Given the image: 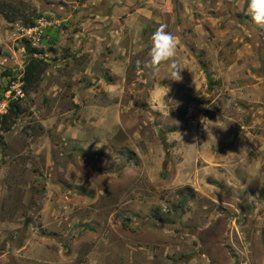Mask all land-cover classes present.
Listing matches in <instances>:
<instances>
[{
  "label": "rangeland",
  "instance_id": "1",
  "mask_svg": "<svg viewBox=\"0 0 264 264\" xmlns=\"http://www.w3.org/2000/svg\"><path fill=\"white\" fill-rule=\"evenodd\" d=\"M0 8V92L27 46L45 65L0 131V264H264V28L247 0ZM162 23L180 82L143 67Z\"/></svg>",
  "mask_w": 264,
  "mask_h": 264
},
{
  "label": "clouds",
  "instance_id": "2",
  "mask_svg": "<svg viewBox=\"0 0 264 264\" xmlns=\"http://www.w3.org/2000/svg\"><path fill=\"white\" fill-rule=\"evenodd\" d=\"M247 13L254 25L264 28V0H247ZM166 28L167 25L162 23L151 35L148 59L144 62L143 67L154 73H159L163 65L170 73V81L180 82L182 80L181 73L185 67L182 58L178 56V38L166 31ZM137 63L140 64L139 61ZM158 88H166L169 92L167 86L158 85ZM208 122L210 125H215L211 121ZM178 134L180 135V133Z\"/></svg>",
  "mask_w": 264,
  "mask_h": 264
},
{
  "label": "trees",
  "instance_id": "3",
  "mask_svg": "<svg viewBox=\"0 0 264 264\" xmlns=\"http://www.w3.org/2000/svg\"><path fill=\"white\" fill-rule=\"evenodd\" d=\"M3 10L4 9L0 8V15L8 22H12V13L5 12ZM47 33L49 35H55V32L51 31L49 28L47 29ZM25 50L29 57L25 66L23 67L22 75L19 79V81L22 82V86L20 88L21 93L23 94L37 86L45 67L42 59L37 56L40 54V51L29 46H27ZM8 75H10L9 71H6L5 76ZM5 90L6 89L3 88L0 92V95H2ZM20 113L21 109L17 103V100L8 101L5 112L0 115V131L8 132L14 118H16Z\"/></svg>",
  "mask_w": 264,
  "mask_h": 264
},
{
  "label": "built area",
  "instance_id": "4",
  "mask_svg": "<svg viewBox=\"0 0 264 264\" xmlns=\"http://www.w3.org/2000/svg\"><path fill=\"white\" fill-rule=\"evenodd\" d=\"M21 86H22V82L19 81V80H17L16 83H15V85H14V88H15L16 90H15V91H12V90H14V89L6 90V94H7L6 96L8 97L10 93H12V94L15 93V96H16V97H14V99H12V100H16V99H17V96H20V94H22V93H21V88H20ZM2 113H3V112L0 111V114H2Z\"/></svg>",
  "mask_w": 264,
  "mask_h": 264
}]
</instances>
